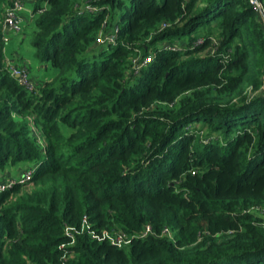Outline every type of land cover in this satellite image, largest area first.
<instances>
[{
    "label": "trees",
    "instance_id": "1",
    "mask_svg": "<svg viewBox=\"0 0 264 264\" xmlns=\"http://www.w3.org/2000/svg\"><path fill=\"white\" fill-rule=\"evenodd\" d=\"M10 4L0 170L23 171L0 192V264H264L250 1L37 0L36 56L62 75L33 92L7 68Z\"/></svg>",
    "mask_w": 264,
    "mask_h": 264
},
{
    "label": "rangeland",
    "instance_id": "2",
    "mask_svg": "<svg viewBox=\"0 0 264 264\" xmlns=\"http://www.w3.org/2000/svg\"><path fill=\"white\" fill-rule=\"evenodd\" d=\"M36 2L37 0H26L25 10L22 12L24 16V20L21 23L22 31L18 34H8V37L10 36L12 39L10 42H13V45L10 47L9 42L4 49L5 58L11 60L9 64L19 67L20 70H23V68L27 70L29 74L27 79L34 85V91L43 87L46 83H55L62 75L59 69L45 66L36 56L33 39L37 33V27L35 20L31 18ZM65 76L70 79L76 78L73 70L65 72ZM261 80L262 84L259 92L264 93L261 92L264 87V73ZM259 92L249 89V93L253 95ZM22 171L21 167L18 168V166L13 168L8 166L5 170H0V183L7 185L11 181H17V178L21 177Z\"/></svg>",
    "mask_w": 264,
    "mask_h": 264
},
{
    "label": "built area",
    "instance_id": "3",
    "mask_svg": "<svg viewBox=\"0 0 264 264\" xmlns=\"http://www.w3.org/2000/svg\"><path fill=\"white\" fill-rule=\"evenodd\" d=\"M249 1L251 5L260 13L264 22V6L262 1L260 0H249ZM24 9H25L24 0H11L10 6L6 9L5 21L3 26V41L5 45L10 42V36L8 37V34L21 33L22 31L21 13L24 11ZM108 40L109 43L114 42L113 39H108ZM99 42L101 43L102 41L99 40ZM7 68L9 69L11 76L18 79L20 84H22L27 90L34 91L35 89L34 85L31 82H29V80L27 79V75L29 74L26 69L23 68V70H20L19 67L13 66L11 64H8ZM261 92H264V87L263 90L261 89ZM30 178L31 177L29 173L24 174V181H29ZM13 183H14L13 181H11L7 185L0 183V192L9 189ZM150 233H152V229L148 227L146 228V231L144 232L143 236H147ZM163 235L171 236V231L169 229H165ZM113 243L117 244L119 247H121L122 244H125L127 246L130 243V240H127L124 235H119L116 239H113Z\"/></svg>",
    "mask_w": 264,
    "mask_h": 264
},
{
    "label": "crops",
    "instance_id": "4",
    "mask_svg": "<svg viewBox=\"0 0 264 264\" xmlns=\"http://www.w3.org/2000/svg\"><path fill=\"white\" fill-rule=\"evenodd\" d=\"M25 1V3H26V0H24ZM25 10V9H24ZM32 19H34V16H33V13H32V17H31ZM21 19L22 20H24V16L22 15V13H21ZM35 20V19H34ZM10 40H12L11 38H10ZM13 45V42H10V47ZM10 60V59H9ZM11 61V60H10ZM42 68V67H41Z\"/></svg>",
    "mask_w": 264,
    "mask_h": 264
}]
</instances>
